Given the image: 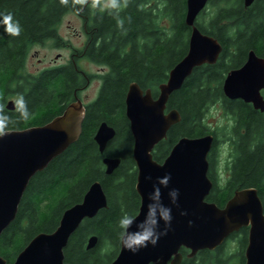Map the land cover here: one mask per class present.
<instances>
[{"label": "trees", "instance_id": "16d2710c", "mask_svg": "<svg viewBox=\"0 0 264 264\" xmlns=\"http://www.w3.org/2000/svg\"><path fill=\"white\" fill-rule=\"evenodd\" d=\"M91 4L92 0L84 4L69 0L67 5L60 0H0V18L11 14L22 28L19 36L12 37L0 24V104L6 105L11 97L15 100L22 94L31 112L27 120H20L15 110H8L12 117L8 130L45 125L72 100L76 83L71 69L23 72L29 50L56 39L57 26L66 14L90 20L85 53L94 64L108 67L96 98L86 106L78 140L29 180L15 219L1 233L0 257L6 264H13L34 236L53 232L63 211L80 203L95 181L106 195L107 207L85 219L69 238L63 251L66 263L110 264L119 251L120 217L138 211L140 199L135 191L137 172L133 138L125 117V94L130 83H137L143 90L151 89L156 97L157 86L166 81L170 69L186 54L190 28L184 23L185 0H127L119 17L108 10H92ZM78 8L82 10L77 13ZM118 19L123 20V28L118 26ZM163 21L165 25L161 26ZM195 25L203 34L217 39L222 51L215 64L195 68L181 88L170 95L166 109L177 110L181 119L155 146L152 157L161 163L181 137L214 133L205 123V115L218 104L235 120L239 154L231 184L218 196L213 189L205 200L220 206L234 189L255 188L264 207V120L245 103L228 101L222 92L226 73L241 67L250 50L264 58V0H254L247 8L242 0H208ZM102 122L115 130V136L100 154L93 138ZM104 157L120 160L110 175L105 173ZM92 235L97 237V244L87 250L86 242ZM235 238L237 249L230 252L228 241ZM246 245L247 229L243 228L215 250L199 251L193 258H187L188 251L180 249V264H244Z\"/></svg>", "mask_w": 264, "mask_h": 264}, {"label": "water", "instance_id": "95a60500", "mask_svg": "<svg viewBox=\"0 0 264 264\" xmlns=\"http://www.w3.org/2000/svg\"><path fill=\"white\" fill-rule=\"evenodd\" d=\"M242 1L245 8L254 2ZM207 3L208 0H185L184 23L190 28L187 52L170 69L166 81L157 86V96L153 97L151 89L143 90L137 83H130L125 94V117L133 138L132 157L137 172L135 191L140 199L137 218L143 219L152 184L165 173L171 174L169 188L178 189L179 197L172 206L171 227L155 246L131 253L120 244L110 264H180V249L189 250L187 257L193 258L199 251L215 250L243 228H247L244 264H264V207L258 191L255 188L236 190L223 208L205 200L212 189L207 177L212 135L181 137L161 163L152 157L155 146L181 119L177 110L166 109L170 95L181 88L195 68L215 64L222 51L217 39L203 34L195 25ZM261 90H264V58L250 50L245 63L226 74L222 92L226 98L240 99L264 113ZM13 104V100H8L7 110L13 111ZM84 115L81 101L75 100L45 125L7 130L0 138V235L15 219L29 180L78 140ZM114 136L111 126L100 123L93 138L100 154ZM102 164L105 173L110 175L120 160L104 157ZM149 176L152 179L146 180ZM167 191L162 189L165 204L168 203ZM106 207V195L95 181L80 203L63 211L56 229L34 236L13 264H68L63 251L69 238L85 219L95 217ZM96 244L97 237L92 235L86 242V249H93ZM0 264H6L2 257Z\"/></svg>", "mask_w": 264, "mask_h": 264}, {"label": "flooded vegetation", "instance_id": "af4514ba", "mask_svg": "<svg viewBox=\"0 0 264 264\" xmlns=\"http://www.w3.org/2000/svg\"><path fill=\"white\" fill-rule=\"evenodd\" d=\"M92 10H96L97 12L105 11L104 9H101L99 6L92 7ZM75 15L79 17V19L82 22L81 32L77 34L75 31H72L71 35L73 37L76 36V38H81L80 43L74 44L72 43V41L70 42L69 40L64 41L63 38H61V36L58 33L56 39L49 40L48 42L52 43V48L54 50L62 51L63 53H57L55 57L53 58L52 63L49 65V67L43 68L40 72L44 70H50V69L53 71H59L64 68L71 69L73 72V79L76 84L73 90V95H72L73 97L70 102L79 100L81 101L84 109L86 110V106L88 103H85V101L81 97V94L84 93L87 90V88L94 82L98 81L101 86V83H102L101 77L108 72V67L104 65L94 64L93 62H91V60L85 53V47H86V42H87L88 33H89L90 20L86 17L82 18L81 16H78L77 14ZM48 42H45L38 46L44 47ZM41 61L42 60H38V63H40ZM90 64H94L98 66L99 69L95 73H90L89 72ZM260 93L262 97L264 98V90H261ZM226 99L231 102H238V101L243 102L240 99H235V100H230L228 98ZM245 104L251 110L261 115V117L264 120V113L260 112L259 110L254 109V107L250 103H245ZM216 108H218L221 114L223 113V115L227 117L228 122L230 124L226 128L228 131L226 129L220 131L222 135H219V131L213 128L212 130L214 131V133L210 134L213 136V144L207 156V161H208L207 177L212 183L211 191L213 189H216V195L218 196L219 192L227 188L231 184L232 179L234 178L235 166H236L235 160L239 153L236 151V148H235L236 136L234 134V126H235L234 118L232 116H226L223 109L218 104ZM241 133L242 131H240V134ZM236 190H239V188L234 189L232 192V195ZM231 196L228 199H226L222 205L217 206V207L223 208L225 203L231 198ZM185 250L188 251L189 253V250L187 249Z\"/></svg>", "mask_w": 264, "mask_h": 264}, {"label": "clouds", "instance_id": "9594fccd", "mask_svg": "<svg viewBox=\"0 0 264 264\" xmlns=\"http://www.w3.org/2000/svg\"><path fill=\"white\" fill-rule=\"evenodd\" d=\"M64 5L69 4V0H60ZM73 3L84 4L85 0H73ZM127 0H92V7L99 6L101 9L108 10L110 14L119 17L123 7H126ZM82 9H76L77 13ZM118 26L123 28V20L118 19ZM0 24L5 26V32L12 37L21 34L22 28L19 22L13 19L11 14H4L0 18ZM14 110L18 113V119L27 120L31 112L28 108L25 97L18 94L13 104ZM12 117L8 114L7 106L0 104V138H2ZM152 178L146 177V180ZM170 173H165L158 177L152 184V191L148 194V203L145 206L143 219H138L137 215L125 212L118 221L120 229L119 239L121 247L131 253H137L142 248L149 245L155 246L159 238L167 234L171 227L172 206L176 205L179 197V190L169 188ZM162 189H168V203L165 204L162 199Z\"/></svg>", "mask_w": 264, "mask_h": 264}, {"label": "rangeland", "instance_id": "374dc122", "mask_svg": "<svg viewBox=\"0 0 264 264\" xmlns=\"http://www.w3.org/2000/svg\"><path fill=\"white\" fill-rule=\"evenodd\" d=\"M209 9H206L205 11H208ZM81 20L79 17H77L73 13L66 14L61 22L57 26V34L63 38V40H69L70 42L74 44L80 43L81 38H76V36H72L71 32L75 31L77 34L81 32ZM161 26L165 25V22L160 23ZM48 42V41H47ZM57 53H63L62 51H57L52 48V43L48 42L44 47H40L38 45H34L27 55L25 67H24V73L26 74H38L43 68L49 67V65L52 63L53 58ZM38 60H42L40 63H38ZM99 69L98 66L94 64H90L89 66V72L95 73ZM99 82L92 83L87 90L81 94V97L85 101V103H90L93 101L99 91ZM11 100H14L13 97L10 98ZM9 99V100H10ZM217 104L213 107L209 108L206 115H205V123L209 125L213 129H217L219 131V135L221 134V130H225L230 124L228 122L227 117L221 114L219 112ZM225 151V149H224ZM237 239L229 240L228 241V251L234 252L237 249ZM234 262V261H233Z\"/></svg>", "mask_w": 264, "mask_h": 264}]
</instances>
